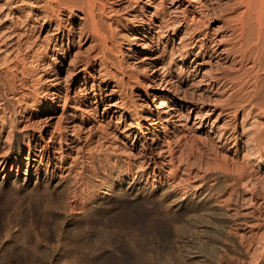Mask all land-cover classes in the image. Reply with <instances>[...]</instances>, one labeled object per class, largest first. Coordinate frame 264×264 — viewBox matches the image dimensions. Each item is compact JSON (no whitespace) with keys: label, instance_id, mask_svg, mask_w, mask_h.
<instances>
[{"label":"rangeland","instance_id":"obj_1","mask_svg":"<svg viewBox=\"0 0 264 264\" xmlns=\"http://www.w3.org/2000/svg\"><path fill=\"white\" fill-rule=\"evenodd\" d=\"M129 3L115 1L111 5L113 15L110 14L109 20L115 36L113 54H108V57L113 62L106 69L113 71L114 78L107 75L105 69L95 72L98 64L90 68L93 79L100 85L98 97L102 99L96 107L94 122L98 121L101 129L78 131L81 137L90 138L83 143L85 147L72 150L65 142V112L69 109L62 105L63 100L50 102L49 86L43 79L53 71L47 70L46 74L43 72L40 75V68L28 67V74L21 78L14 96L10 98L16 105L18 100H22V94L25 95V103L22 107H16L14 118L7 122L2 133L0 154L9 150L11 157L4 164L0 162V264H181V261H188L186 264H207L205 260L214 255L206 241L208 235L212 234V228H197L195 235L193 231L197 224L208 223L205 217L200 218L205 214V209H211L214 220L216 213L229 214L233 219L229 223L233 229L230 226L227 234L233 243L235 241L255 248L256 241L260 239V242H264V168L249 158L251 149L245 145V134L242 132L247 125L264 126V118L254 115L244 122L239 113L234 120L236 126L228 124L223 130L219 126L221 122L211 124L219 108L232 110L241 106L237 97L230 101L227 99L228 83L216 82L209 88L201 83L198 74L183 82L174 81L175 84L174 79L152 82V63L142 57V48L133 49L131 44L135 39L132 40V37L138 34L132 31L130 21L134 19L132 15L139 14L140 1ZM165 5H168L167 2ZM72 21L78 23L74 18ZM43 34L45 32L41 37ZM41 40L44 43L45 36ZM85 41L76 40L66 49L64 42L58 51L50 47L45 50L43 61L46 63L50 61L51 54H65L62 68L56 71L62 79L63 89L69 87L65 81L66 68L74 54L77 51L85 56L93 53L88 46L89 40ZM117 60L122 70L117 66ZM167 60L168 56L162 63ZM223 68V64L213 65V73ZM119 71L124 72L125 79L130 75L126 90L128 103L134 104V114H146L145 109L152 108L162 99L161 92L182 104L181 122L175 135L163 138L164 133L173 128L169 123H165L158 132L160 138L164 139L163 149L169 146L171 152L159 154L156 165L147 164V160L140 157L133 134L128 137L121 134L128 127L136 130L137 127L148 126V123L151 125L155 117L149 121L138 119L136 122H132L130 117L118 118V112L109 110L114 98L103 96L110 87L102 84L110 81V85H113L115 77L120 76ZM80 82L73 83L71 96ZM50 110L56 111L52 114ZM203 115H207V118L198 122L195 117ZM12 128L21 131L17 138ZM20 133L27 135L22 137ZM40 150L44 151L45 156L41 164L31 159L38 158L35 155L30 158V151L38 153ZM49 152L56 156L51 164L46 161ZM260 157L264 158V149ZM169 158L171 164L166 163ZM70 161L72 164L75 161L76 165L74 162L69 173L65 165L68 166ZM161 161L166 164H159ZM172 165H176V171L170 176ZM46 166L48 171L56 169L53 172L55 177L58 174L62 176L61 185L47 187L41 181ZM36 167L42 174L34 173ZM158 167L162 168L161 174ZM234 170L241 171H238V178L230 174ZM120 172L128 173V181L137 178L141 185L127 191V184H109L110 178L122 174ZM105 175L109 176L108 179ZM159 181L163 182L161 188L158 187ZM165 193L170 195L164 198ZM169 206L172 209H168ZM247 210L251 213H247ZM237 219L239 222H235ZM190 222L195 225L192 223L191 227ZM257 222L259 225L256 226ZM200 231L205 233L197 234ZM218 244L229 255H234L229 239L223 238ZM263 252L258 264H264ZM196 253L201 256L189 258Z\"/></svg>","mask_w":264,"mask_h":264},{"label":"bare ground","instance_id":"obj_2","mask_svg":"<svg viewBox=\"0 0 264 264\" xmlns=\"http://www.w3.org/2000/svg\"><path fill=\"white\" fill-rule=\"evenodd\" d=\"M115 1H120L123 4L140 1L139 14L132 15L134 19L130 21L132 31L138 34V36L132 37V40L135 39L131 44L133 49L139 50V48H142L140 49L143 54L142 57L152 63L153 68L150 72L152 82H167L172 79H174L172 80L173 83L174 81L183 82L190 79L192 75L198 74L201 83L209 88H212L216 82L228 83L230 89L227 94L228 97L226 96L227 99L230 101L233 97H237L241 106L239 109L232 110H227L226 107L217 109L218 111L211 124L221 122L219 126L220 128L222 126L223 130H226L228 124L233 127L236 126L237 123L234 120L239 113H241V121L244 122L254 115L264 118V0H0V147L2 133L5 131L7 122L14 118L16 107H22V104L25 103L23 101L24 93L21 96L22 100H18L16 105L12 103L10 98L14 96L17 85L21 83V78L28 74V67L32 66L40 68L42 71L40 75L43 72L46 74L47 70L53 71L43 79L46 80L49 86L47 87L50 90V102L63 100L62 105L69 109L65 112V130H63L65 132V142L69 144V149L80 150L85 140L87 141V138H89L87 136L81 137L78 131L85 128L90 131L101 129L98 121L94 122L96 120V107L102 99V97H98L100 85L93 79L94 76L90 73V68L98 64L99 68L95 72L105 69L107 75H112V78L115 76L111 73L113 71L110 72L106 69L110 68L113 62L111 57H108V54H113V36H115L110 27L109 16L113 12L111 5ZM165 2L168 5H165ZM73 18L78 20V23H73ZM43 32H45L43 34L45 36L44 43L41 40L44 37H41ZM76 40L77 42L89 40L88 46L93 53L85 56L77 51L74 54L67 65L68 68H66L65 81L69 87L63 89L62 79L59 78L56 71L62 68L65 54H58V52L56 56L51 54L50 61L46 63L43 61L46 54L45 50L50 47L51 50L58 51L64 42L66 43L65 49L70 48V45ZM167 56L166 63H162ZM218 64L224 65L223 70L213 73V65ZM117 66L122 70L119 61ZM123 74L124 72L121 71L120 76L115 77L113 85H110V81L102 84L104 87H110L109 92L104 93L103 96L114 98L109 104V110L115 113L118 112V118L126 119L130 117L132 122H136L138 119L149 121L155 117L154 121H151V125L148 123V126H143L144 128L137 127L136 130L124 127L125 132L121 134L124 137L133 134L135 147H138L139 152H137L140 153V157L145 158L147 164L156 165L159 154L165 153V151L171 152V148L167 145V148L163 149L164 139L160 138L158 132L165 123H169L172 124L173 128L165 132L163 138H170L171 134L175 135V132L178 131L179 122H181L180 116L182 113L180 108L182 104L175 99H169L170 97L161 92L162 99L154 104L152 108L145 109L144 113L146 114H134L132 111L134 104L128 103L129 95L126 90L130 75H127L125 79ZM78 80L81 81L80 85L71 96V87ZM213 110L216 112V109ZM213 110L210 111L213 112ZM54 111L56 110H50V113ZM195 118L201 123L207 118V115ZM198 126L196 125V127ZM247 126L244 127L242 132L245 134V145L247 144L251 151L248 148L245 149L250 151L248 152L249 158L254 159L260 165L259 167L264 168V158L260 157V152L264 149V126ZM13 128L15 138H17L18 132L21 131ZM20 134L23 137L26 133L24 135ZM48 151L49 149H47ZM8 152L9 150L0 154V162L3 164L11 157ZM31 155L38 158H31ZM247 155L244 157H247ZM43 157H45L44 151L40 150L38 153L30 151V158L38 161L39 164H41ZM53 159H56L55 154L53 152L47 153V163L51 164ZM166 163L171 164V159L169 158ZM166 163L161 161L159 164L164 165ZM73 164L71 162L68 166L65 165V170L69 172ZM74 165H76V162ZM175 166L172 165L173 169L169 166L171 167L170 176L175 174ZM157 169L161 174L162 168L158 167ZM55 170L53 168L48 171L47 166L44 169V177L40 180L46 186L62 184L63 178L58 176L59 174L55 177V174H53ZM238 171L240 170L231 171L230 174L238 178ZM34 173L36 175L41 173L38 171V167L35 168ZM124 173L112 176L109 184L112 186L127 184V191H133L135 186L141 185L137 178L128 181V173ZM105 177L108 179L109 176L105 175ZM162 181L158 183L160 188L163 187ZM169 195L166 194L164 198ZM161 198L163 199V196ZM168 209H172V206H169ZM210 210L205 209V214L202 213L203 216L199 215L200 218L205 217V221L208 223H199L194 226L193 230L195 235L197 228H212V234L208 235L206 241L209 242L214 255L211 256L213 258L206 259L207 262L205 263L258 264L260 257H263L264 242H260L259 239L255 242V248L237 244L235 241L233 243L231 236L228 235L230 222L233 219L229 217V214L220 212L216 215L217 213L214 212L216 213L214 220L211 217L213 213ZM246 212L251 213L248 210ZM235 222H239L238 219ZM258 222L255 224L256 226L259 225ZM192 223L191 227H193ZM240 223L243 222L240 220ZM262 225L260 224V226ZM201 233L197 234L203 235L205 232ZM197 234L196 236L199 237ZM223 238L229 239L234 249V255H229L226 249L218 244ZM252 245L254 246V244ZM195 256L201 255L196 253L189 257L188 254L189 258ZM185 262L188 261H181V264H186Z\"/></svg>","mask_w":264,"mask_h":264}]
</instances>
